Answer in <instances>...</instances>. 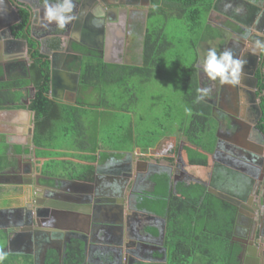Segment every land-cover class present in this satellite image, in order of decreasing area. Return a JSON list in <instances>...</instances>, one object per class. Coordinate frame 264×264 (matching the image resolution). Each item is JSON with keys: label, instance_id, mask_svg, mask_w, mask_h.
<instances>
[{"label": "flooded vegetation", "instance_id": "flooded-vegetation-1", "mask_svg": "<svg viewBox=\"0 0 264 264\" xmlns=\"http://www.w3.org/2000/svg\"><path fill=\"white\" fill-rule=\"evenodd\" d=\"M9 2L19 18L14 20L3 34L0 30V42L2 35L5 38L23 39L26 41V50L22 57L0 61L4 80L10 79L9 75L17 76V70L21 66L27 68L29 65L28 40L40 42L42 50L39 52L48 60L55 52L63 53L59 60V74L61 71L67 70L70 64V66L77 67L76 71L80 75L81 61L85 56L112 61L107 63L127 64L124 59L125 56L127 57L128 51H133L135 47H139L141 51L143 49L149 14L154 8L163 7L165 0H82L84 4H87L84 9H81V0H75L74 12L78 18L64 29H59L54 23L47 24L44 19V0H9ZM39 8L41 9L39 10ZM237 9L240 11L237 12ZM1 18L0 22L4 20ZM10 21L11 18L8 22ZM23 21H25V26L21 29L19 25ZM206 22L209 26L207 30L211 28L218 32V36L210 39L208 37V40L219 38L222 41L220 42L222 46L220 51L231 49L235 56L247 61L239 84L232 85L230 88L229 85H222L219 80L216 82L211 80L212 83H215L213 84L215 90L212 94L202 98L211 105L212 110L218 109L219 106H225V103L229 108H234L237 104L231 101L237 99V103L245 111V122L239 121V118L228 122L220 117H217L219 123L216 121L215 132L218 134L221 132L224 136L223 138L220 137L223 139L221 143L223 148L225 147L228 151H236V155L229 157L223 154L215 155L217 169L211 177L206 176L204 178L190 174L185 169V167L192 165L187 160V152L189 149H195L210 154V151L204 147L195 146L191 142L189 144V141H182L177 135L174 136L173 132L162 136L152 146L135 145L131 151L122 147L113 149L105 157L102 156L103 154L98 157L97 163L93 165L92 178L88 180L93 183L90 194L92 199L90 198L89 204L93 218L87 222L89 223L88 228H79L74 224L67 226L63 223L60 225L65 229H60L57 226L58 228L54 232L49 230L51 228H48L49 232L42 230L44 232H41L40 235L37 234V242L34 244L30 239L33 240L35 231L31 226H27V222L30 221L28 218L31 215V210L35 209V203L46 202L47 197L59 199L54 200L55 202L69 198V194L66 195L64 191L74 189L75 185L70 180L77 179L67 176L69 170L60 169L59 174H52V168L47 164L41 168H33L29 161L30 158L27 157L28 152L18 153L13 149L14 154H22L25 157L21 156L20 161L17 158L13 162H8V165L0 171V174H4V178L0 179V196L4 194L6 198L8 197L7 199H19L20 201V206L16 209H5L6 207L0 206V243L2 242L1 248L3 250L15 255H25L32 264L35 254H38L40 258L42 256V261L44 260V264H47V253L54 250L59 264L60 261L62 262L63 252L67 244L72 239H77L74 238V235H81L82 232H86L88 251L85 258L88 260L87 264H129L135 258H141L143 261L155 259L164 263L166 261V247L164 246V238L160 236L163 219H156L161 220L160 223L156 220L152 221L157 222L156 227L159 230L157 233H153L148 229L152 222H148L150 219L146 215L150 211L143 207L144 200L151 197L149 194L155 185V175L164 174L168 175L172 189H175L178 183H199L205 187L208 194L218 198L221 195L228 197L230 200H224L236 208L231 240L236 241V244L240 246L242 253H239V264H245L247 259H251L249 262L253 264L255 259L259 260V257L264 264V52L259 51L261 58L254 73L257 80L253 92H255L256 103L260 108V113H258L250 107L254 103L250 102V106L248 105V98L251 99L249 95L251 93L248 94V92L251 90L243 84V82H250L245 78V72L249 69L250 57L256 51L251 39L242 38L245 31L250 30L254 38L264 39V0H213L206 16ZM73 32L79 33V38L73 37ZM22 33L25 37L19 36ZM138 43L140 46L137 45ZM223 44H225L224 47ZM36 45L39 49V44ZM196 69L199 70L197 65ZM71 78V82H74L73 85L65 89L69 91L77 89L75 103L78 101L84 103L83 96L85 94L88 96L91 90L81 87L80 93L83 95L79 96L78 82L75 81L73 75ZM30 87L32 86L30 85ZM199 89H201L200 83H198ZM56 94L59 97L57 100L66 102L65 95H59L58 92ZM99 109H103V107ZM219 124V127H222L224 131L217 129ZM245 134L246 136L243 137L242 135ZM248 136L249 139H247ZM242 150L253 152L254 158L251 165H246L241 160ZM227 164L242 168L251 174L253 179L245 178L246 184L242 182L238 184V187H235V184L234 186L230 185V181L235 180V173L232 169L225 167ZM67 168L68 165H65L63 169ZM17 173H19V177ZM106 174H114L115 176L111 175L109 179L101 177ZM44 178L47 179L43 183ZM247 179L252 181L249 183ZM39 182L42 183L43 187L38 186ZM37 183L40 190L35 191L34 188ZM244 184L247 187L246 190H244ZM234 191L237 192V196H235ZM70 197L75 198L77 196L71 195ZM0 201L5 202L7 200L4 198ZM74 203H69V205H74ZM145 220L146 222L142 224L141 221ZM109 221H120V223L118 222L120 225H111L115 227L111 230L117 233L113 237V240L116 241L115 246L108 244L111 240L107 239V233L111 226L104 222ZM20 223L27 230L24 232L26 236L23 242L17 243L14 235L18 232V224ZM152 227L155 225L153 224ZM127 236L150 244L158 253L153 256L154 253L151 249L133 248L128 240L124 244L122 240ZM69 238L70 240L67 242ZM109 238H111L110 234ZM10 242L12 243L10 244ZM65 242H67L66 245ZM129 253L133 255L130 256ZM242 256H244V261L241 259Z\"/></svg>", "mask_w": 264, "mask_h": 264}, {"label": "trees", "instance_id": "trees-1", "mask_svg": "<svg viewBox=\"0 0 264 264\" xmlns=\"http://www.w3.org/2000/svg\"><path fill=\"white\" fill-rule=\"evenodd\" d=\"M212 1L165 0L163 7L154 8L147 20L140 64L107 63L94 56H85L80 65L79 84L82 89H89L91 92L97 91L96 96H104L102 99L101 97L98 99L97 105L87 104L85 100L84 103L78 101L75 104H70L49 97V60L39 52L36 41L28 40L27 52L30 63L25 68V75L0 80V110L26 109L33 111L35 115L32 144L45 150L42 154L47 157V165H53L49 166L52 168V174H59L60 169L68 165L67 176L69 178L90 180L94 167L92 163L80 164V162L53 159L62 156L59 149L67 148L80 152L72 154V157L93 162L94 158L85 153L91 154L97 151V139L99 140L98 135L102 131H99L100 125L96 126L97 130L93 133L91 129L88 130V127H92L94 118L92 117L93 119L86 123L83 122L82 111H86L84 110L86 108L96 109V107L102 106L103 109L99 113L101 115L108 110L107 108H111V111L118 109L114 107L116 103L110 102L109 104L105 101V87L108 86L111 93L116 96L121 88L123 91L126 90L125 92L133 88V84H129L131 78L134 80L140 78V82L148 81L149 73L159 67L162 59L160 55L162 56V53L168 50L170 45L168 33L164 28L166 20L176 17L185 22L190 31L196 24H200L201 30H204L206 16ZM205 25L207 28L209 27L207 24ZM24 26L25 21L19 25L21 29ZM204 34H200L198 40H208ZM213 34L209 38L218 36L217 32H213ZM19 36L25 37L23 33ZM197 44V42L191 41L194 58L190 63L188 62L190 68L182 77L183 106L178 110V120L174 121L172 129L182 131L185 126L189 132V142L195 146L209 149L214 144L213 136H215L217 124L216 120L211 117L213 113L211 105L199 98L195 65L198 56L195 50ZM181 69L179 66L178 70ZM1 75L2 70L0 69ZM145 75H147L146 78L143 77ZM30 85L34 88L33 97L28 104H25L22 102L26 96L24 88ZM120 110L123 111V109ZM87 117L90 118V116ZM130 131L131 137L133 133L132 130ZM58 137L62 139L61 145L56 143ZM126 139L127 137L122 142L126 143ZM100 142L103 145L105 140L100 138ZM121 147L123 145L117 148ZM1 149L0 147V171L8 165L6 155ZM102 156L105 157V154L103 153ZM187 160L192 165L203 166L207 162L206 155L195 149H189ZM154 181L155 185L149 194L151 197L144 200L143 207L165 219L166 261L163 264H239L240 248L237 244L231 243L236 214V208L231 203L206 193L205 187L199 183H178L175 189H172L168 175L164 174L155 175ZM157 201H160L158 205H156ZM1 246L2 242L0 248ZM63 253L62 264H82L85 259L84 244L79 239H72ZM47 255V264H58L54 250H50ZM4 264L32 263L25 255L8 253Z\"/></svg>", "mask_w": 264, "mask_h": 264}, {"label": "rangeland", "instance_id": "rangeland-1", "mask_svg": "<svg viewBox=\"0 0 264 264\" xmlns=\"http://www.w3.org/2000/svg\"><path fill=\"white\" fill-rule=\"evenodd\" d=\"M205 24L204 30H201L200 24H196L193 25V27L195 26L194 29L190 31L186 26L187 24L176 17L166 20L164 28L168 33V41L170 45L168 50L164 51L162 56L160 55L162 58L160 65L158 68L153 69L151 73H149L148 81L140 82V78H136L135 80L131 78V83L129 84H133V88L127 92H125L126 90L123 91V88H121L117 92L118 95L116 96L111 93V91L108 89V86L105 87L106 91L104 99L109 104L110 102L116 103L114 107L118 109L114 111H111V108H107L108 110H106V112H103V114L99 115L101 112V109L99 108H102V106L99 108L96 107V109L86 108L84 109L86 111H82L83 122L86 123L88 120L94 118V122L92 121L91 124L92 127H88V130L91 129L93 133L97 130L96 126L100 125L99 131L102 132L99 133L98 138L99 141L100 138L101 140H105L103 143L104 149H108L105 146L120 147L121 145H123L122 148H129L131 146L134 147L136 144L142 146H152L154 143H157L162 136L172 133L171 131H166V129L174 130L172 129V126L174 121L178 120V110L183 106L181 96V83L183 81L182 77H184L186 74V70L190 68L189 63L194 58V52L191 48V41L198 43L196 45V52L198 54L196 58V65L199 69L197 71L199 83L201 88L207 87L210 89L208 95L212 94V92L215 90V86L213 85L215 83H212V81L201 71L200 62L206 56L207 51L210 48H215L218 53L222 52L220 51V47H222L220 42L222 41L217 38L200 43L201 41L198 40L200 34L205 33L206 36L209 37L214 35L213 32H217V30H212L211 28L210 30H207V26ZM225 44L227 45V43ZM225 44H223V47ZM139 53V47H135L133 51H128L127 57L125 56L127 64H140L141 57ZM179 66L182 68L181 70H178ZM25 70V66H21L20 69L17 70L18 75L24 76ZM8 77L12 78L13 75H9ZM143 77L146 78L147 75ZM29 87H26V89ZM96 92H90L88 93V96L86 94L83 96L87 104L97 105L98 99L100 97L101 99L104 97L103 95H100V97L98 95L96 96ZM79 96H82V93ZM120 109H123V111ZM87 116H90V118ZM169 126L171 127L167 128ZM130 130H132L133 133L131 137ZM173 132L178 135L179 139L182 141H188L189 132L185 126L182 131L174 130ZM126 137V143H123L122 141ZM61 140L62 139L58 137V142L56 143L60 144ZM188 143L190 144V142ZM62 170H69V167ZM4 198L6 200L8 197L6 198L4 194H1L0 199ZM159 202L160 201H157L156 205H158ZM3 203L4 201H0V206L5 205ZM138 259L141 260V258ZM144 263L145 262H142L141 264Z\"/></svg>", "mask_w": 264, "mask_h": 264}, {"label": "crops", "instance_id": "crops-1", "mask_svg": "<svg viewBox=\"0 0 264 264\" xmlns=\"http://www.w3.org/2000/svg\"><path fill=\"white\" fill-rule=\"evenodd\" d=\"M38 9V8H36ZM41 8H39L40 10ZM210 39V38H208ZM63 42V41H62ZM140 42V40H139ZM138 45V44H137ZM58 46V45H57ZM139 46H140V43H139ZM140 50V57H142V51L141 49ZM71 54V53H70ZM78 56V55H77ZM124 62H126V59H124ZM127 63V62H126ZM68 69L67 70H63V72L61 71L60 72V83H59V86L57 87V91L59 95H62L64 96L65 98V101L68 102V103H75V99H76V90H72V91H69V90H66L65 88L70 86V85H73V83L71 82V76L73 75L75 77V81L78 82V86H79V95L81 94L80 93V89L82 86H80L79 84V74L78 72L76 71L77 70V67L74 66V65H71L69 64V66L67 67ZM61 70V69H60ZM18 76V75H17ZM74 79V78H73ZM0 80H4L3 78V75L0 76ZM199 83V82H198ZM76 84V83H75ZM29 87V86H27ZM229 87L232 88V85L229 84ZM25 95L26 96H29L28 98L25 96L23 99H22V102L27 104L29 102V100L31 99L32 95H33V92H34V89L32 87H29L27 90H25ZM83 95V94H82ZM27 98V99H26ZM233 102L234 104L236 103L237 105L233 108H229L228 105H226L225 103V106H219L218 109H213L212 110V115L211 117H213L217 122H218V118L217 117H220L222 118L223 120H226V121H230L232 119L236 120L235 118H239V121H243L245 122V111H243V109L241 108L240 104L237 103V99L236 101H231ZM233 108V109H232ZM220 114V115H219ZM224 114L225 116H222ZM29 120V114L27 113V111L23 110V109H2L0 110V147L2 148V152L5 153V157H6V162L8 164V162H13V160L15 159H19V161L21 160L22 157H25L22 156V154L20 155H17V154H14L13 153V149L14 151L18 152V153H22L23 152H28V156L30 158V163H31V166L33 168L35 167H44L46 164H47V157L44 156L42 154L43 151H45L43 148H37L36 146H34L32 144V137L29 136V134L27 133V130L26 127L27 125H25L27 123V121ZM219 123V122H218ZM220 124L218 125V128L217 129H221L222 130V127H219ZM220 130V131H221ZM224 131V130H222ZM174 136L176 135L174 132L172 133ZM247 134V133H246ZM245 135H242L243 137L246 136ZM32 136V135H31ZM178 136V135H177ZM223 138L224 136H222L221 132L218 134L217 132H215V136H213V139H214V144L211 146V148H205L207 151H210V154H205L206 155V159H207V162H206V166H202V165H189L188 167H185L186 170H188V172L191 174H194L195 176H200V177H206L208 176L211 177L212 174H214V171H216V161H215V155H227L228 157L229 156H234V154L236 153V151L234 152L233 150L232 151H228L225 149V147L223 148V145L221 144L222 143V140L221 138ZM249 139V136L248 138ZM219 142V143H218ZM218 143V144H217ZM97 145H98V149L95 153H85L87 156H91L93 159V162L90 161V160H80L78 157H72L71 155L76 153H80V152H77V151H73V150H70V149H67V148H61L59 149L60 153H62V156H59V157H54L53 159H62V160H70L72 162H80V164H90L92 163V165H95L98 160V157H101V155L104 153L105 156L107 154H109V151L111 153V150H115V149H118L117 147H114V146H105L107 147L108 149H104V145H102V143L97 139ZM137 145V144H136ZM133 148V146L127 148V151H131ZM188 150V149H187ZM46 151H50V150H46ZM200 151V150H198ZM41 152V153H40ZM242 158L241 160L244 162V164H249L251 165L253 163V158L254 156L252 155L253 152L251 150H242ZM7 153V154H6ZM100 153V154H99ZM236 155V154H235ZM22 156V157H21ZM214 156V157H213ZM76 159V160H75ZM226 168H229V169H232V171H234L235 173V180H232L230 181V185L234 186L235 184V187L237 186L238 187V184H241L242 182L245 183L246 179L245 178H251L253 179V176L247 172H245L242 168L240 167H236V166H233V165H228L227 166L225 165ZM169 174V173H168ZM4 175V174H2ZM18 177L20 176L19 173H17ZM111 175H114V174H106L104 176H101L105 179H109ZM115 176V175H114ZM47 178H44L43 179V183L46 181ZM45 180V181H44ZM71 181V180H70ZM207 181V179H206ZM247 181H249L247 179ZM252 180L249 181V183L251 182ZM233 182V183H232ZM236 182V183H235ZM42 183L39 182V185L38 183L35 184V191L36 190H40V188H38V186H41ZM237 184V185H236ZM246 184V183H245ZM245 184L243 185L244 187V190L247 189V187L245 186ZM38 185V186H37ZM41 192V191H40ZM234 194L235 196H237V192L234 191ZM7 201H5L3 204L5 205H2V206H5L6 208L5 209H8V208H14L16 209L17 207L20 206V201L19 199L17 200H12V199H6ZM12 200V201H11ZM155 215V218H149L150 220L148 221L149 223L152 222L153 220H156V219H164V217L158 215V214H155V213H146V215ZM143 216V215H142ZM158 223H160L161 220H156ZM145 221H141V223H145ZM157 222H152L150 223L151 224V227L148 229L151 230L153 233H157L159 230L157 229ZM89 223H80L78 226H81L83 228H88ZM155 225V227H152V225ZM112 228H109V231L107 233V239L108 240H111V244L108 243L109 245H114L116 244V241L113 240V237L114 234H117L116 232L114 233V230H111ZM111 230V231H110ZM158 230V231H157ZM109 234L111 236V238H109ZM142 235V234H141ZM130 241V245L133 247V248H144L146 250H152V252L154 253L153 256H155L158 251L157 250H154L152 248V246L150 244H147V243H144L142 240H139V239H136V238H133V237H124V239L122 240L123 243L125 244L126 242ZM231 243L232 244H236V241H232L231 240ZM107 245V244H106ZM240 248V246H239ZM263 250V249H262ZM242 251V250H241ZM241 253V252H239ZM260 254V252H259ZM130 256H132L133 254L129 253ZM239 254H238V258H239ZM135 258V257H133ZM243 261H244V256H242ZM251 259H247L245 261V264H250L251 262H249ZM158 264V262H161L159 264H163L162 261H157L155 259H151V260H146V261H143V260H140L138 258H135V259H132V262L131 263H138V264H141L142 262H145L144 264ZM249 262V263H248ZM253 264H263L262 263V260L260 259L259 257V260L258 259H255V262Z\"/></svg>", "mask_w": 264, "mask_h": 264}, {"label": "water", "instance_id": "water-1", "mask_svg": "<svg viewBox=\"0 0 264 264\" xmlns=\"http://www.w3.org/2000/svg\"><path fill=\"white\" fill-rule=\"evenodd\" d=\"M1 7H0V17H2L4 20L2 22H0V30L1 33L3 34V32L8 28L9 25H11L12 22H14V20H17L19 18L18 14L16 13V11L13 9V7L11 6L9 0H1ZM87 4L84 2H82L81 0V9L86 8ZM8 9V10H7ZM1 18V19H2ZM9 18H11V21H9ZM5 19H7L5 21ZM84 33L86 31H83ZM38 47L39 50L41 52L42 50V46L41 43H38ZM25 50H26V41L23 39H19V38H5L2 35V40L0 42V61L1 60H6V59H11V58H16V57H22L25 55ZM63 53L61 52H55L52 54L51 57H49V64H50V79H49V97L51 98H56L58 99L59 97L56 94L57 91V87L59 86L60 83V74H59V60L62 57ZM260 56H259V51H256L254 55H252L249 59V69L245 72V78H247L250 82L249 83H245L243 82V84H245L246 86H248L250 88V92L251 94L250 98H248V105L250 106V102L254 103L252 106V108H254L258 113H260V108L258 106V104L256 103V95L255 92H253V89L255 88V82L257 80V78L254 76V73L258 67L259 64V60H260ZM263 60V59H262ZM261 60V62H262ZM105 62H112L111 60L108 59H104ZM13 110V109H12ZM18 110V109H17ZM24 110V109H23ZM27 113L29 114V120L27 121V123L25 125H27V128L25 130H27V133L29 134L30 137H32V133H33V126H34V115L35 113L33 111H29L26 110ZM4 178V176L2 174H0V179ZM72 183L75 185V188L70 190H65L64 192L67 194H69V198L64 200H60L55 202L54 200H59L57 198H48L47 197V201L43 202L41 201V204L39 203H35V209L31 210V215L28 218L30 221L27 222V226H31V228L35 231L33 234V240L32 238L30 239L31 242H33L34 244H36V240H37V234L40 235L41 232H44L42 230H47L45 232H49L48 228H51L49 230H52L51 232H54L59 226V228H63L60 224H66L67 226L74 224L75 226H78L80 223H87L89 222L90 219H92L93 217L91 216V214L93 213L91 211V209L89 208V204H90V198L92 199L91 194V189L93 188V183L90 181H85V180H71ZM50 189V188H48ZM76 195L77 197L72 198L70 197L71 195ZM219 196V195H217ZM220 198H223L225 200H230L228 197H225L223 195L219 196ZM85 198H87L85 200ZM245 199V198H244ZM76 203H74V202ZM69 203H74V205H69ZM44 205V207H41ZM84 207H83V206ZM103 214V212H102ZM105 214V213H104ZM29 216V215H28ZM147 218H155V215H147ZM23 221V220H22ZM20 221V222H22ZM120 223V221H118ZM117 221H109V222H104L105 224H109V226H113V225H117L118 224ZM59 224V225H56ZM22 223L18 224L19 226V230L17 233H15V241L17 243H21L23 242L24 237L26 236V234H24V232L27 230V228H25V226H21ZM120 225V224H118ZM61 226V227H60ZM111 228H115L112 227ZM79 228L81 226H78ZM47 228V229H45ZM110 228V227H109ZM30 229V227H29ZM81 230V229H80ZM82 232V231H81ZM164 232H165V219H163V225L160 231V236L162 238H164ZM87 234L86 232H82L81 235H74V238H77L79 240H81L84 244V255L86 256L87 251H88V240H87ZM70 238L68 239L67 242H69ZM65 242V245L66 243ZM12 242H10L11 244ZM15 245V244H14ZM37 246L35 245V248ZM242 253V252H241ZM34 263L33 264H44V260L42 261V256L40 258V256L37 254H35L34 257ZM87 258L84 259L82 264H87ZM59 264H62V262L60 261Z\"/></svg>", "mask_w": 264, "mask_h": 264}, {"label": "clouds", "instance_id": "clouds-1", "mask_svg": "<svg viewBox=\"0 0 264 264\" xmlns=\"http://www.w3.org/2000/svg\"><path fill=\"white\" fill-rule=\"evenodd\" d=\"M75 0H44V19L47 24L54 23L59 29H64L78 17L75 15ZM240 9H237L239 12ZM73 37L79 38V33L73 32ZM243 39H251L255 51L264 52V39L254 38L250 30H246ZM246 59L235 56L231 49L218 53L215 48H210L200 62L201 71L212 81L219 80L222 84L237 85L246 65ZM210 89H199L200 97L207 96ZM190 111V109H187ZM8 253L0 248V264H4Z\"/></svg>", "mask_w": 264, "mask_h": 264}, {"label": "bare ground", "instance_id": "bare-ground-1", "mask_svg": "<svg viewBox=\"0 0 264 264\" xmlns=\"http://www.w3.org/2000/svg\"><path fill=\"white\" fill-rule=\"evenodd\" d=\"M113 40V39H112ZM246 68V67H245Z\"/></svg>", "mask_w": 264, "mask_h": 264}]
</instances>
